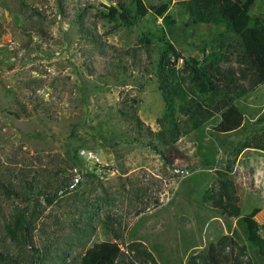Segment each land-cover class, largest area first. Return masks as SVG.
Returning a JSON list of instances; mask_svg holds the SVG:
<instances>
[{
	"label": "rangeland",
	"instance_id": "374dc122",
	"mask_svg": "<svg viewBox=\"0 0 264 264\" xmlns=\"http://www.w3.org/2000/svg\"><path fill=\"white\" fill-rule=\"evenodd\" d=\"M120 1L139 14L134 26L103 17ZM166 1L176 18L168 35L184 56L203 60L220 51L222 67L239 71L237 42L221 36L223 27L194 22L184 0H0L5 264H75L103 241L120 245L121 264H155L136 246L157 264H190L212 243L220 264H264L238 218L210 197L231 180L241 215L255 212L264 236V149L255 147L264 146V83L250 88L241 81L246 89L232 94V104L244 122L224 133L218 130L220 99L211 102L199 93L179 61L188 100L198 98L210 116L190 118L177 99L180 138L158 143L154 132L162 128L167 105L159 89L162 44L156 36L163 21L154 7ZM251 12L264 15V0ZM147 32L151 40L142 42ZM27 182L53 192L70 186L48 204L35 196L27 201ZM27 205L30 244L8 234L16 209Z\"/></svg>",
	"mask_w": 264,
	"mask_h": 264
},
{
	"label": "trees",
	"instance_id": "16d2710c",
	"mask_svg": "<svg viewBox=\"0 0 264 264\" xmlns=\"http://www.w3.org/2000/svg\"><path fill=\"white\" fill-rule=\"evenodd\" d=\"M257 0H184L181 5L196 23H212L224 28L221 36L230 37L237 42V61L239 71L235 69H224L221 62L225 56L220 51H214L206 55L203 60L195 57L184 56L172 42L168 35L167 28L176 24V18L169 12L170 1L163 2L154 7V13L162 18V25L159 26V33L156 35L162 44L158 63V75L160 80L159 89L166 101L167 109L159 119L162 128L154 132L155 140L162 145L173 144L180 138V126L176 120L177 99L182 100L179 108L189 113L190 118L196 121L208 119V110H204L202 102L198 98L188 100V92L181 84V77L178 74L177 63L183 60L184 69H187L190 78L195 82L199 93L206 95L208 100L216 102L220 99L222 121L218 130L229 133L239 128L244 122V114L240 108L232 104V94L238 95L239 91L246 88L241 81H248L250 88H255L264 83V15H257L251 12ZM139 14H133L126 1L116 2L110 6L103 17L115 21L117 26H134ZM151 32L142 36V42H149ZM211 114V113H210ZM199 123V122H197ZM250 146V145H249ZM264 149V146H255ZM44 186V185H43ZM47 186V185H45ZM44 186V187H45ZM70 185L59 186L57 190H33V185L28 183L24 186L27 194V201L32 196L44 198L48 204L54 203L62 191L66 193ZM37 190V193L36 191ZM35 191V192H34ZM214 203L238 218V224L243 231L249 245L255 250L256 256L264 261V236L260 230L262 225L255 219V212L241 215V208L238 206V196L234 183L225 180L221 183L218 193L211 195ZM27 203V202H26ZM13 223L8 228V234L14 239L23 238L25 244L32 241L33 217L29 206L26 209H16L13 216ZM238 234V232L236 231ZM140 256H147L155 264L152 254L146 250H140L137 246L134 249ZM124 251L117 242L103 241L95 243L86 253L76 261L75 264H121L123 263ZM221 253L217 245L212 243L207 253L193 257L190 264H220ZM228 258V256H226ZM8 261L4 254H0V263ZM8 264V263H7ZM35 264V261L32 262Z\"/></svg>",
	"mask_w": 264,
	"mask_h": 264
}]
</instances>
